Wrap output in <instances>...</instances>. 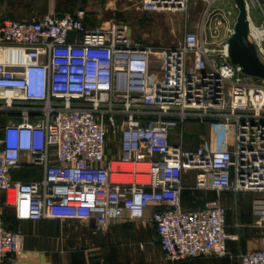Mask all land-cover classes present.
<instances>
[{
    "label": "built area",
    "instance_id": "built-area-1",
    "mask_svg": "<svg viewBox=\"0 0 264 264\" xmlns=\"http://www.w3.org/2000/svg\"><path fill=\"white\" fill-rule=\"evenodd\" d=\"M127 1L143 13L188 15L196 1L204 9L168 47L134 42L122 23L87 29L83 9L2 22L0 117L10 116L0 125V195L15 221L76 222L96 232L142 221L151 209L169 262L225 258V207L212 200L184 210L181 194L188 172L195 191L250 193L251 212L264 225V80L230 63L237 6L225 0L232 5L225 13L214 7L220 0ZM244 2L247 39L264 65V0ZM186 123L208 124L216 134L186 150ZM108 135L116 138L115 153ZM22 154L27 166L41 168V179H10ZM21 244L0 216V264ZM238 260L264 264V251Z\"/></svg>",
    "mask_w": 264,
    "mask_h": 264
},
{
    "label": "crops",
    "instance_id": "crops-1",
    "mask_svg": "<svg viewBox=\"0 0 264 264\" xmlns=\"http://www.w3.org/2000/svg\"><path fill=\"white\" fill-rule=\"evenodd\" d=\"M5 122L7 120L1 125ZM201 125L199 138L195 141H185L183 137L184 149L194 150L201 140L210 141L216 134L208 124ZM27 161L28 156L22 154L21 166L10 172L12 181L41 179V168L29 167ZM193 186L194 173L184 174L181 194L184 210L198 209L208 201L218 200L227 211L225 231L231 239L226 245L228 256L225 258L169 262L159 248L154 228L153 234L150 231L151 209H148L141 226L124 219L111 225L104 233L96 232L92 225L76 222L16 221L19 229L16 233L22 237L21 249L16 254L8 255L5 264H239L240 253L264 251V225L251 212L254 195L231 192L216 195L213 191H195Z\"/></svg>",
    "mask_w": 264,
    "mask_h": 264
},
{
    "label": "rangeland",
    "instance_id": "rangeland-1",
    "mask_svg": "<svg viewBox=\"0 0 264 264\" xmlns=\"http://www.w3.org/2000/svg\"><path fill=\"white\" fill-rule=\"evenodd\" d=\"M249 2V0H247ZM231 3L220 0L214 7L230 11ZM75 9H83L86 12V28L93 29L102 24L122 23L127 25L131 39L143 46L168 47L181 41L186 30H191L199 21L204 5L199 1L190 4L188 15L182 13H143L139 8L127 0H0V26L5 20H30L48 14L52 11L60 17ZM234 12L229 18L234 21ZM250 16L254 24L260 23V13L250 5ZM10 115L0 117L2 124ZM202 125L199 123H186L183 126L185 141H195L199 138ZM115 140L108 135L107 148L116 152ZM173 142H175L173 140ZM0 216L8 230L17 232V223L13 220L11 210L6 207L5 201L0 195ZM139 223L142 221H130ZM151 225V224H150ZM110 226L102 233L108 231ZM150 231L153 234L151 225ZM140 248V247H139ZM167 260V258L165 257ZM200 259V258H197Z\"/></svg>",
    "mask_w": 264,
    "mask_h": 264
},
{
    "label": "water",
    "instance_id": "water-1",
    "mask_svg": "<svg viewBox=\"0 0 264 264\" xmlns=\"http://www.w3.org/2000/svg\"><path fill=\"white\" fill-rule=\"evenodd\" d=\"M237 6V17L233 35L228 39V54L230 63L241 68L248 76L264 80V65L257 58L254 46L249 43L247 10L244 0H234Z\"/></svg>",
    "mask_w": 264,
    "mask_h": 264
},
{
    "label": "bare ground",
    "instance_id": "bare-ground-1",
    "mask_svg": "<svg viewBox=\"0 0 264 264\" xmlns=\"http://www.w3.org/2000/svg\"><path fill=\"white\" fill-rule=\"evenodd\" d=\"M13 59L16 60V61H22L23 60L22 54L21 53H14ZM125 181H129V179H127Z\"/></svg>",
    "mask_w": 264,
    "mask_h": 264
},
{
    "label": "trees",
    "instance_id": "trees-1",
    "mask_svg": "<svg viewBox=\"0 0 264 264\" xmlns=\"http://www.w3.org/2000/svg\"><path fill=\"white\" fill-rule=\"evenodd\" d=\"M1 125V124H0ZM2 198H3V196H2ZM13 217V216H12ZM13 220H14V218H13ZM15 221V220H14Z\"/></svg>",
    "mask_w": 264,
    "mask_h": 264
}]
</instances>
